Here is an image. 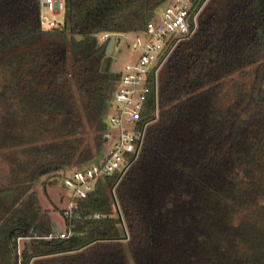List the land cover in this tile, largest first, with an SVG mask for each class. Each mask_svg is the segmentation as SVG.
<instances>
[{"label":"trees","instance_id":"1","mask_svg":"<svg viewBox=\"0 0 264 264\" xmlns=\"http://www.w3.org/2000/svg\"><path fill=\"white\" fill-rule=\"evenodd\" d=\"M64 1L46 29L37 0H0V264H264V0H195L136 157L96 179L59 239L33 220L34 186L105 143L119 74L97 34L140 32L165 0Z\"/></svg>","mask_w":264,"mask_h":264},{"label":"built area","instance_id":"2","mask_svg":"<svg viewBox=\"0 0 264 264\" xmlns=\"http://www.w3.org/2000/svg\"><path fill=\"white\" fill-rule=\"evenodd\" d=\"M37 4L40 27L52 29L62 25L63 20L49 14H64V0H37ZM194 6L195 0H165L161 11L145 23L142 31L147 33L146 39L135 32L131 46L139 49L138 55L133 63L123 66L112 90L115 109L105 116L108 124L103 137L110 144L97 163L76 167L64 177L62 186L68 189V194L62 196L65 226L53 227L45 237L65 239L74 235V222L89 216L79 210V200L93 189L92 181L109 173L121 175L136 157L149 121L142 112L148 94L156 89L157 70L176 42L192 32L198 11L193 10ZM109 35L104 32L99 38L104 41ZM92 216L97 218L101 214L95 212Z\"/></svg>","mask_w":264,"mask_h":264},{"label":"rangeland","instance_id":"3","mask_svg":"<svg viewBox=\"0 0 264 264\" xmlns=\"http://www.w3.org/2000/svg\"><path fill=\"white\" fill-rule=\"evenodd\" d=\"M162 5L158 6L156 9V14H158L161 11ZM50 16L55 17L58 20H63L64 15L57 14V15H51ZM135 32L128 31V32H122L115 34V41L114 44L109 52L108 55V62L105 66L104 71L107 69L108 74H120V72H123V66L126 63H133L136 60V57L138 55L139 49H133L131 44L134 40ZM139 36L141 39L145 40L147 37V33L144 31H140ZM97 37H100V35L97 34ZM111 88L117 86V80L112 79L110 81ZM112 92V91H111ZM112 94V93H111ZM115 102L112 97L110 96L106 108V113L112 112L114 108ZM104 121L106 123L107 127V119L104 117ZM92 129V128H91ZM113 131L116 130V128H112ZM110 144V141H107L103 144V147L101 151H99L93 159H89L87 162H85L83 165H90L92 163H97L98 160L102 157V155L106 152L108 146ZM77 164H72L70 166H66L60 170H58L56 173H53L51 175H43L41 178V181H38L35 183L34 190H35V198H36V207H38V213L36 215H33V220L35 223L39 224L45 217L49 219L50 221L55 222L56 225L65 226L64 218L61 214V209L64 204V199L60 198V194L66 195L68 194V189H66L63 184V179L66 175H68L72 169L78 167ZM112 175L113 173H109ZM104 175H100L98 177H101ZM97 177V178H98ZM96 178V179H97ZM93 180L94 182L96 181ZM33 209V208H32ZM35 209V208H34ZM34 211V210H33ZM24 239L18 238V250L19 253L20 249L22 248V243Z\"/></svg>","mask_w":264,"mask_h":264},{"label":"water","instance_id":"4","mask_svg":"<svg viewBox=\"0 0 264 264\" xmlns=\"http://www.w3.org/2000/svg\"><path fill=\"white\" fill-rule=\"evenodd\" d=\"M114 41H115V36L114 35H111L108 40H107V44H106V48H105V56L103 57L102 61H101V70L104 71L105 69V66L109 60L108 58V55H109V52L114 44ZM106 114L103 115V117H105ZM55 229H57V227H55Z\"/></svg>","mask_w":264,"mask_h":264},{"label":"crops","instance_id":"5","mask_svg":"<svg viewBox=\"0 0 264 264\" xmlns=\"http://www.w3.org/2000/svg\"><path fill=\"white\" fill-rule=\"evenodd\" d=\"M41 178H42V176L39 178V180H38V181H41ZM62 196H63V195H62V194H60V196H59V197H60V198H62ZM57 226H59V225H56V224H55V222L51 221V227H54V228H55V227H57ZM60 226H61V225H60Z\"/></svg>","mask_w":264,"mask_h":264}]
</instances>
